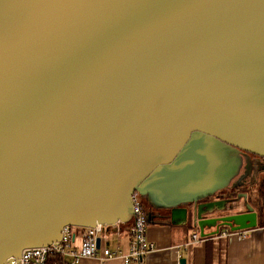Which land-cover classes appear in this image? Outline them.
<instances>
[{
  "label": "water",
  "instance_id": "1",
  "mask_svg": "<svg viewBox=\"0 0 264 264\" xmlns=\"http://www.w3.org/2000/svg\"><path fill=\"white\" fill-rule=\"evenodd\" d=\"M262 160L264 0H0V264L130 222L134 192L200 236L254 227L245 191L213 197Z\"/></svg>",
  "mask_w": 264,
  "mask_h": 264
},
{
  "label": "crops",
  "instance_id": "2",
  "mask_svg": "<svg viewBox=\"0 0 264 264\" xmlns=\"http://www.w3.org/2000/svg\"><path fill=\"white\" fill-rule=\"evenodd\" d=\"M147 210L149 218L147 237L154 243V249L144 256V264H174L177 255L179 258L185 257V264H264V213H258V222L254 227L231 230L225 236H220L219 231L225 228L221 227L215 234L199 235L186 249L180 248L176 252L173 246L188 240L191 232L198 231L197 227L189 223H172L169 211L166 209L147 208ZM128 227L129 224H120L122 236L116 237L113 234L107 244L114 247L118 242L120 247L126 250L129 239ZM81 229L80 226L72 228V241L75 244L80 241ZM68 261V258H62L64 264H69ZM77 264L134 263L125 262L122 257L115 255L104 259L83 257Z\"/></svg>",
  "mask_w": 264,
  "mask_h": 264
},
{
  "label": "built area",
  "instance_id": "3",
  "mask_svg": "<svg viewBox=\"0 0 264 264\" xmlns=\"http://www.w3.org/2000/svg\"><path fill=\"white\" fill-rule=\"evenodd\" d=\"M143 197L137 192L132 194L133 217L128 227V246L123 250L119 243L110 247L107 242L113 234L120 237L119 228L122 222H117L113 226L96 223L94 226L81 227L80 241L75 244L72 241V225H66L62 230V237L59 241L49 245L26 247L21 254L7 264H46L50 254L59 255L61 258H68L69 264H77L83 257H97L104 259L106 257L118 255L125 262L134 264H144L143 259L147 253L154 249V243L147 237L148 228V210L143 203ZM242 230V229H239ZM231 229L225 227L219 231L220 236H225ZM235 231V230H234ZM100 237V243L97 246L96 238ZM199 237V231L194 230L188 240L173 247L176 252L180 248L186 249L189 244ZM174 264H180L179 256Z\"/></svg>",
  "mask_w": 264,
  "mask_h": 264
},
{
  "label": "rangeland",
  "instance_id": "4",
  "mask_svg": "<svg viewBox=\"0 0 264 264\" xmlns=\"http://www.w3.org/2000/svg\"><path fill=\"white\" fill-rule=\"evenodd\" d=\"M262 180L258 179V180H255L254 182L252 183H245L243 186H238V187H235V188H232V187H228V188H225L223 190H221L220 192H223L225 195H230V194H238L239 191H247V195H248V200L247 202L250 203L252 206L255 207V209H257L258 213L259 214H263L264 213V195L263 196H260L259 195V183L261 182ZM145 199V198H143ZM240 201L241 202H244V197L241 196L240 198ZM145 204V201L143 202ZM146 206V204H145ZM148 208V207H146Z\"/></svg>",
  "mask_w": 264,
  "mask_h": 264
},
{
  "label": "trees",
  "instance_id": "5",
  "mask_svg": "<svg viewBox=\"0 0 264 264\" xmlns=\"http://www.w3.org/2000/svg\"><path fill=\"white\" fill-rule=\"evenodd\" d=\"M259 195L260 196H263L264 195V180H262L260 183H259ZM143 199V198H142ZM145 201V204H146V207H148L149 209H154L152 208L151 206H149V204L147 203V201L145 199H143V202ZM130 222L128 223H124V224H129ZM46 264H64L62 262V258L59 256V255H56V254H50L47 258V263Z\"/></svg>",
  "mask_w": 264,
  "mask_h": 264
},
{
  "label": "flooded vegetation",
  "instance_id": "6",
  "mask_svg": "<svg viewBox=\"0 0 264 264\" xmlns=\"http://www.w3.org/2000/svg\"><path fill=\"white\" fill-rule=\"evenodd\" d=\"M263 162H264V160H262ZM251 173H255L254 172V169H251ZM258 173V172H257ZM256 173V174H257ZM258 179H260V180H264V176H263V173H260L259 174V176H258ZM257 179V180H258ZM247 183H252V182H249V178H246V180H245ZM221 191V190H220ZM217 192L216 193V195L213 197L214 199H218V198H227V197H235L236 195H237V193L236 194H230V195H225L223 192ZM242 192H244V191H242ZM247 191H246V199L248 200V195H247ZM213 198H210V199H213Z\"/></svg>",
  "mask_w": 264,
  "mask_h": 264
}]
</instances>
